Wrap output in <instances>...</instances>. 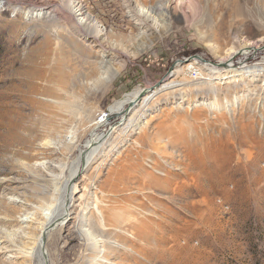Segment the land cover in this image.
Returning a JSON list of instances; mask_svg holds the SVG:
<instances>
[{
    "label": "rangeland",
    "instance_id": "rangeland-1",
    "mask_svg": "<svg viewBox=\"0 0 264 264\" xmlns=\"http://www.w3.org/2000/svg\"><path fill=\"white\" fill-rule=\"evenodd\" d=\"M233 1L0 0V264H264V15Z\"/></svg>",
    "mask_w": 264,
    "mask_h": 264
},
{
    "label": "bare ground",
    "instance_id": "bare-ground-1",
    "mask_svg": "<svg viewBox=\"0 0 264 264\" xmlns=\"http://www.w3.org/2000/svg\"><path fill=\"white\" fill-rule=\"evenodd\" d=\"M209 1L210 0H200V2L202 3V5L204 7L205 13L208 12V14L211 13L210 10L213 7V6H211V9H210V7H209ZM233 2H234L233 4H235L236 13L237 14L245 10L248 13L252 14L253 16L255 15L257 17H263V15H264V12H263L264 11V0H244V1L243 0H234ZM71 6L73 7L72 8L73 10L76 9L75 12H76V14H78V16H84L86 14L83 6L80 3H77L76 1H74V2L71 3ZM207 15H206V22H205V24H206L205 26L206 27H208L209 25H211L214 22L213 21L214 19H213L212 13H211L212 16L211 15L210 16H207ZM93 23H94L93 19L91 18V16H88V14H87V17L85 16L84 18L80 19V24L79 23L78 24L81 27H84V29L87 30L88 28H91V29H95L96 28V24H93ZM220 23H221L220 26L222 28L224 26V22L221 21ZM99 33H100V31L99 32L96 31L95 32V36L99 35ZM254 36H255V31H253L250 27H247L243 31H238L237 34H236V39L238 41V45H232V48L231 49H234V48H237V47H243L244 45H247L246 42L249 41L248 38H253ZM241 39H245L246 42H243ZM245 54L246 53H244V55ZM230 56H231V54H230ZM231 67H233V66H226V69H230ZM187 69H193V67L191 68L190 66H188ZM215 70H217V69H215ZM199 71H201V70H199ZM193 72H194V70H193ZM201 75H203V74H201ZM204 88L201 86L198 89H196V88L195 89L197 91H203ZM135 100H136V98H134V100L131 101V106L134 105ZM110 111L112 112L113 109H110ZM95 142L96 143H93L92 144L93 146L95 144L99 143V140L98 141H95ZM89 145H91V144L89 143ZM97 150H98L97 147L94 148L92 154L88 156V159H87L88 165L91 162L93 156H95ZM64 207H66V206L64 205ZM55 209H56V207H54V204H52V203L49 204L48 205V208L46 209L47 212H49V214H47L48 215L47 223H46L45 227L42 229V232H41V235H40V238H39L38 244H39L40 247H41L42 243L44 242V239H45V236H46L45 234H47V232L51 229V227L56 224V218L57 217L54 218V219L50 218L51 215L53 217L56 214ZM67 212H68V210H65L64 209L62 211V214L59 215L58 217L63 218L62 221H65V219H66V213ZM58 213H60V212H58ZM82 234H83V232H82ZM44 260H43V263L42 264H45L46 263V261H44ZM97 261H100V259L97 258Z\"/></svg>",
    "mask_w": 264,
    "mask_h": 264
}]
</instances>
